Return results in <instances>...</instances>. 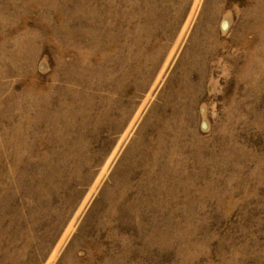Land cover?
I'll return each instance as SVG.
<instances>
[{
  "label": "rangeland",
  "instance_id": "1",
  "mask_svg": "<svg viewBox=\"0 0 264 264\" xmlns=\"http://www.w3.org/2000/svg\"><path fill=\"white\" fill-rule=\"evenodd\" d=\"M126 2L113 7L127 10ZM206 3L221 12L209 28L200 23ZM259 3L189 0L178 22V0H165L167 11L160 12L164 18L152 37L135 43L134 23L109 17L108 0H0V264L10 253L17 254L15 264H264V38L254 31L264 8ZM95 24L115 27L113 41L100 42L112 51L97 47L112 55L79 71L77 50H90ZM126 28L129 38L116 41L114 34ZM202 36L212 42L206 63L195 73L190 69L194 90L176 101L173 91L189 79L188 63L196 56L186 49L195 53L194 39ZM249 50L255 52L253 72L243 69ZM124 56L136 60L122 70ZM137 63L145 70L136 66L133 75L130 66ZM92 69V103H79L76 110L86 118H74L71 127L60 107L82 90L78 81ZM31 92L50 100L46 121L38 119V108L25 113ZM160 119L171 122L173 136L155 131ZM158 141L163 147L157 150ZM144 148L158 151L156 162L142 159ZM16 161L15 191L7 183ZM39 252L45 254L38 260Z\"/></svg>",
  "mask_w": 264,
  "mask_h": 264
},
{
  "label": "bare ground",
  "instance_id": "2",
  "mask_svg": "<svg viewBox=\"0 0 264 264\" xmlns=\"http://www.w3.org/2000/svg\"><path fill=\"white\" fill-rule=\"evenodd\" d=\"M43 1V0H42ZM96 1V0H95ZM114 1H117V0H108V7H110V8H108V11H106V13L109 15V17L110 16H114L115 18L116 17H120V18H123L122 20H124V26L126 25V26H128L127 25V23H128V17H129V20L132 22V23H134V28H135V31H133V33L135 34V36H134V41H135V43H136V41H138V40H143V39H150L152 36L150 35L151 33H152V30L154 29V27L155 28H158V26L160 25V22L162 21V19L164 18V16H162V14L163 13H165L166 11H167V9L165 8L166 6L163 4V3H165V0H129V3L128 2H126V3H128L129 5L127 6V10H124L123 8H121V10L118 8H114L113 6L115 5L114 4ZM121 1V0H120ZM188 1L189 0H178V13H177V15H176V18H175V20H178V22H180L181 21V19H182V17H183V13L185 12V9H186V4H188ZM258 2H260L259 4H258V6L261 4H264V0H258ZM132 5V7H131V5ZM131 8H133V10L131 9ZM164 8L166 9V10H164ZM94 11L95 12H97L98 13V11H99V8H95L94 9ZM162 14H161V13ZM157 13H159V15L161 16L160 18V20L158 21L157 20V18H159V17H157ZM63 13H61V16H63L62 15ZM220 14H221V12H220V7L218 6V5H213L212 7H210L209 6V4L208 3H206L205 5H204V7H203V9H202V13H201V21H200V23L202 24V26H203V28H209L210 27V25L213 23V22H215L218 18H219V16H220ZM82 15L84 16L85 14H83L82 13ZM50 17V16H49ZM49 17H47V18H49ZM81 17V16H80ZM63 18H64V16H63ZM119 18V19H120ZM258 18V19H257ZM95 19V18H94ZM118 19V18H117ZM118 19V20H119ZM255 19H257L256 20V22H254V31L258 34V36L259 37H262V38H264V33L261 31V27H262V25L264 24V8L261 10V14H260V17H256ZM48 20V19H47ZM13 21V20H12ZM15 21V20H14ZM51 21V20H50ZM57 21H59V20H57ZM104 21L105 22H110V23H114V20L112 19V20H105L104 19ZM116 21V20H115ZM119 22V21H118ZM118 22H116V24L118 23ZM177 22V23H178ZM45 23L47 24V23H49V22H46L45 21ZM58 23H60V22H58ZM50 24V23H49ZM66 24H68V23H66ZM122 24V23H121ZM60 25V24H59ZM62 25V24H61ZM175 25V24H174ZM65 26V25H64ZM63 26V27H64ZM69 26V25H68ZM130 26V25H129ZM57 27V26H56ZM93 28H92V34H94V39L92 40V44H91V48H90V50L89 51H87V52H85V51H83V50H81V48H79L77 51H78V56H77V70H79L80 71V69L83 67V66H87L88 64H89V62L91 63V61H93L92 59H101V58H104V61H105V57L107 56L108 57V60H107V62L109 61V59H110V55H112L111 53L109 54V56L105 53V51L103 50V52L102 51H99V49H97V47H99V48H106V49H110L111 50V47H109V46H107L106 44H105V46L104 47H102V45L103 44H100V42L101 41H103V42H105V43H110V37L112 36V32H113V28L115 29V27L112 25V26H110V24H108V25H106V27H105V29L104 30H102L101 29V26H98V24H95V25H93L92 26ZM62 28V27H61ZM67 28V27H66ZM42 29V28H41ZM49 29V28H48ZM53 29V28H52ZM43 30V29H42ZM41 30V31H42ZM58 30V29H57ZM88 30V29H87ZM119 31V30H118ZM209 31H210V29H209ZM38 32V31H37ZM44 32H46V30L44 31ZM48 32V31H47ZM129 32L130 31H128V28H126V30H124L120 35L119 34H117V35H115L114 34V36L117 38L116 39V41L117 40H120V39H122V38H129ZM154 32V31H153ZM196 33H198L197 31H195ZM211 32V31H210ZM209 32V33H210ZM43 33V32H42ZM132 33V32H131ZM86 34V33H85ZM51 35V34H50ZM53 35V34H52ZM55 35H57V34H55ZM53 36V40L54 41H56L55 39H54V37H56V36ZM44 36V35H43ZM85 36V35H84ZM87 36V35H86ZM141 36V37H140ZM23 37H25L24 35H23ZM36 37V36H35ZM90 37V36H89ZM130 37H132V36H130ZM154 37H155V35H154ZM153 37V38H154ZM241 37H242V32H241V36L239 37V39L237 38V41L238 42H241ZM43 38V37H42ZM51 38V37H50ZM120 38V39H119ZM26 39V38H25ZM39 38H37V40H38ZM43 39H45V38H43ZM61 39V38H60ZM104 39V40H103ZM21 40H23V39H21ZM21 40H19L18 42H20ZM35 40V39H34ZM47 40V39H46ZM62 40V39H61ZM65 40V39H64ZM195 40V43H194V47H195V53H192V52H189L187 49H186V53L187 54H193V55H196L195 57H194V60H192V64L190 65V61H189V63H188V67H190L189 68V70H188V72H187V74H188V76H189V73H190V69H193L192 71H194V73H195V70H197L198 69V67H201V68H203V64L204 63H206V61H205V59L207 58V56H206V53H205V48L208 46V45H210V44H212V42L209 40V38H207L206 36H202V37H199V38H195L194 39ZM25 40H23L21 43H23ZM52 41V40H51ZM111 41H113L112 40V37H111ZM115 41V42H116ZM131 41V40H130ZM28 42V41H27ZM33 42V41H32ZM58 42H60V41H58ZM65 42V41H64ZM91 42V41H90ZM147 42V41H146ZM150 42V41H149ZM39 43H41L40 41H39ZM102 43V42H101ZM141 43V42H140ZM15 44V43H14ZM29 44V43H28ZM42 44V43H41ZM64 44V46L66 47V45H65V43H63ZM67 44L69 45V43L67 42ZM113 44V43H112ZM116 44L117 43H115L114 45V47L116 48ZM143 44H145L144 42H143ZM30 45V44H29ZM32 45V44H31ZM35 45V44H34ZM51 45V44H50ZM54 45V44H53ZM133 45V44H132ZM137 45V44H136ZM15 46H17L16 44H15ZM33 46V45H32ZM60 46V45H59ZM78 46V45H77ZM119 46V45H118ZM143 46V45H142ZM1 47V46H0ZM31 46H29V48H30ZM38 47V46H37ZM56 47V46H55ZM135 47V46H134ZM133 47V48H134ZM27 48V50H28V45H26L25 43H24V45H23V49L25 50ZM32 48V47H31ZM57 48V47H56ZM78 48V47H77ZM145 48V47H144ZM17 49V48H16ZM20 49H22V48H20ZM34 49H35V46H34ZM63 49V48H62ZM113 49V48H112ZM130 49V48H129ZM128 49V50H129ZM136 49V48H135ZM141 49V48H140ZM18 50V49H17ZM57 50H60V49H57ZM100 50H102V49H100ZM118 50V49H117ZM116 50V51H117ZM144 50V49H143ZM160 50V49H159ZM161 50H162V48H161ZM31 51V50H30ZM37 51V50H36ZM64 51V50H63ZM107 51V50H106ZM112 51V50H111ZM122 51V50H121ZM133 51V50H132ZM147 51V50H146ZM23 52H25V51H23ZM27 52V51H26ZM40 52V51H39ZM113 52H114V50H113ZM148 52V51H147ZM146 52V53H147ZM164 52V51H163ZM28 53H30V52H28ZM35 53V52H34ZM59 53V52H58ZM134 53V52H133ZM132 53V54H133ZM138 53V52H137ZM150 53V52H149ZM21 54V53H20ZM39 54V53H38ZM57 54V53H56ZM61 54H62V52H61ZM127 54H128V52H127ZM132 54H130V55H132ZM145 53H143V55H144ZM159 54V53H158ZM30 55V54H29ZM37 55V54H36ZM135 55V54H134ZM133 55V56H134ZM141 55V54H140ZM254 55H255V52L254 51H252V50H249V52H248V60L246 61V66H245V68H243V69H245V70H247V71H249V72H251L252 71V69H251V67H253L252 65L255 63V58H254ZM62 56H63V54H62ZM113 56H114V54H113ZM122 56V55H121ZM142 56V55H141ZM148 56V55H147ZM154 56V55H153ZM156 56H157V54H156ZM26 57V56H25ZM35 57V56H34ZM120 57V56H119ZM127 57L128 56H124V57H122V59H119L120 60V66H121V68H122V70L124 69V67L126 68L127 67V65H128V62H129V60H130V62L131 63H134L133 61H135L136 60V58H130L129 57V60L127 59ZM139 57V56H138ZM152 57V56H151ZM32 58V57H31ZM60 58V57H59ZM91 58V59H90ZM118 58V57H117ZM155 58V57H154ZM16 59V58H15ZM22 59V58H21ZM142 59V58H141ZM147 59L149 60V61H151V62H153V61H155V60H152L151 58H150V56H148L147 57ZM159 59V58H158ZM11 60H12V58H11ZM20 60V59H19ZM25 60V59H24ZM34 60V59H33ZM32 59H31V61H33ZM91 60V61H90ZM116 60V59H115ZM14 61V60H13ZM30 61V60H29ZM94 61H96V60H94ZM103 61V60H102ZM18 62V61H17ZM16 62V63H17ZM28 62V61H27ZM35 62V61H34ZM118 62V61H117ZM116 62V63H117ZM139 62V61H138ZM144 62V61H143ZM29 63V62H28ZM60 64H61V62H59ZM59 63H58V65H59ZM101 63V62H100ZM99 63V64H100ZM104 63V62H103ZM111 63V62H110ZM109 63V64H110ZM145 63V62H144ZM156 63V62H155ZM6 64V63H5ZM25 64V63H24ZM63 64V63H62ZM95 64V63H94ZM151 64V63H150ZM114 65V64H113ZM135 66H130L132 69V72L134 73L133 75H135V73L137 72V68H136V66L137 67H139V70H140V66L142 65V72L145 70L144 69V67H143V64H141L140 65V63L138 64H134ZM13 66H15V65H13ZM18 66V65H17ZM27 66V65H26ZM28 66H30V65H28ZM74 66V65H73ZM97 66V65H96ZM102 66V65H101ZM111 66V65H110ZM145 66V65H144ZM151 66V65H150ZM153 66V65H152ZM151 66V67H152ZM155 66H158V65H155ZM12 67V66H11ZM62 67V66H61ZM90 67V66H89ZM93 67V69H94V67L95 66H92ZM30 68V67H29ZM72 68V67H71ZM99 68V67H98ZM105 68H106V66H105ZM146 68V67H145ZM85 69V68H84ZM83 69V70H84ZM89 69V68H88ZM88 70V73H81L82 74V76L80 77V79L81 80H79L78 82L79 83H81L80 85H82V90L81 91H73V93H74V95H73V97L71 98V100L69 101V102H65L64 101V103L62 104V106L60 107V110H62V112H60V111H58V112H60V117L61 116H64L65 117V119H66V121H67V118H69L68 120L70 121V124L72 123L71 122V120H74V118H75V122H77V118L79 117V120H80V118H82V117H80L83 113H82V111L81 110H83V109H78V110H76V107H78L79 106V103H81V104H84V105H90L91 103H92V97H91V90H90V86H89V83H93L94 82V79L96 78V74H97V72H95L94 70ZM100 69V68H99ZM98 69V70H99ZM101 69H103V68H101ZM129 69V68H128ZM144 69V70H143ZM155 69V68H154ZM71 70V69H70ZM104 70V69H103ZM148 70H152V69H148ZM69 71V70H68ZM74 71H76V70H74ZM102 71V70H101ZM125 71V70H124ZM130 71V70H129ZM150 71H148V72H150ZM21 72V71H20ZM70 72H72V71H70ZM84 72V71H83ZM113 72V71H112ZM127 72V71H126ZM131 72V73H132ZM155 72V71H154ZM200 72V71H199ZM253 72V71H252ZM26 73V72H25ZM67 73V72H66ZM77 73V72H76ZM75 73V74H76ZM109 73V72H108ZM125 73V72H124ZM151 73H153V72H151ZM18 74H21V73H19L18 72ZM28 74V73H27ZM74 74V75H75ZM80 74V75H81ZM127 74V73H126ZM251 74V73H250ZM79 75V74H78ZM77 75V76H78ZM102 75H103V73H102ZM108 75V74H107ZM117 75V74H116ZM124 75V74H123ZM153 75V74H152ZM22 76V75H21ZM98 76V75H97ZM109 76H110V74H109ZM113 76V75H112ZM111 76V77H112ZM137 76V75H136ZM144 76V75H143ZM23 77V76H22ZM26 77V76H25ZM79 77V76H78ZM99 77V76H98ZM97 77V78H98ZM116 76H114V78H115ZM125 77V76H124ZM128 77V76H127ZM140 77H142L141 76V74H140ZM205 77V76H204ZM130 78H131V76H130ZM134 78V77H133ZM148 78V77H147ZM152 78V77H151ZM76 79V78H75ZM74 79V80H75ZM103 79V78H102ZM127 79V78H126ZM145 79V78H144ZM119 80V79H118ZM125 80V79H124ZM148 80V79H147ZM123 81V80H122ZM122 81H120L119 80V83L122 85V84H124V83H122ZM149 81V80H148ZM192 81V80H191ZM190 81V76H189V79H187V80H184V83H183V85L181 86V84L179 85V87L175 90V91H173V94H172V97H173V99H175L176 101H178V100H180V99H183V98H185L187 95H188V93H189V95H190V93L194 90V85H192V82ZM102 82H103V80H102ZM108 81H106V83H107ZM130 82V81H129ZM78 83V84H79ZM99 83V82H98ZM97 83V84H98ZM101 83V82H100ZM105 83V82H104ZM111 83V82H110ZM114 83V82H113ZM115 83H116V81H115ZM118 83V82H117ZM116 83V84H117ZM94 84V83H93ZM112 84V83H111ZM126 84V83H125ZM130 84V83H129ZM142 84V83H141ZM27 85V84H26ZM101 85V84H100ZM107 85H109V84H107ZM120 85V86H121ZM131 85V84H130ZM132 85H133V83H132ZM143 85V84H142ZM85 86V87H84ZM119 86V85H118ZM147 86V85H146ZM146 86H145V88H146ZM29 87L30 88H32L33 87V89H35V86L34 85H29ZM90 87V88H89ZM93 87V86H92ZM98 87V86H97ZM106 87H108V86H106ZM112 87V86H111ZM113 87H115V86H113ZM134 87V86H133ZM136 87H138V86H136L135 85V88ZM177 87V86H176ZM128 88V87H127ZM125 89V88H124ZM137 89V88H136ZM135 89V90H136ZM30 90V89H29ZM97 90V89H96ZM113 90V89H112ZM117 90V89H116ZM115 90V91H116ZM121 90V89H120ZM143 90V89H142ZM31 91H33V90H31ZM108 91V90H107ZM124 91V90H123ZM126 91V90H125ZM93 92V91H92ZM97 92V91H96ZM114 92V91H113ZM122 92V91H121ZM195 92V91H194ZM32 93V92H31ZM120 93V92H119ZM119 93H117V94H119ZM96 94V93H95ZM98 94V93H97ZM96 94V95H97ZM114 94H116V93H114ZM42 94L41 93H32V94H28V95H26L25 96V98L26 99H28V101H29V103L31 104V106L29 107V108H26V109H24V110H26L25 111V113L27 112V115L29 114V112L32 110V109H34V108H38V110L40 111V110H42L43 111V113H42V115L39 117V116H37L38 117V119L39 120H44V121H46L47 120V115L45 114L46 112H45V110H46V106L47 105H50L49 103H50V100L46 97V98H39L40 96H41ZM94 95V94H93ZM108 95V94H107ZM120 95V94H119ZM124 95V94H123ZM194 95V94H193ZM95 96V95H94ZM114 96V95H113ZM106 97V96H105ZM111 97V96H110ZM108 99H109V96H108ZM116 99V98H115ZM118 99H119V97H118ZM106 100H107V98H106ZM111 100V99H110ZM114 100V99H113ZM184 100V99H183ZM185 100H187V99H185ZM116 101H118V100H116ZM174 101V100H173ZM191 101V100H190ZM107 102V101H106ZM108 102H109V100H108ZM121 102V101H120ZM123 102V101H122ZM129 103V102H128ZM174 103H176L175 101H174ZM179 103V102H178ZM193 103V102H192ZM112 104V103H111ZM185 104V103H184ZM191 104V103H190ZM95 105V104H94ZM115 105H116V103H115ZM118 105V104H117ZM116 105V106H117ZM128 105V104H127ZM174 105V104H173ZM83 106V105H82ZM114 106V105H113ZM122 106V105H121ZM133 106V105H132ZM136 106V105H135ZM49 107V106H48ZM84 107V106H83ZM91 107H93L92 105H91ZM120 107V106H119ZM130 107V106H129ZM175 107V106H174ZM176 107H179V106H176ZM42 108H45L44 110L42 109ZM82 108V107H81ZM86 108H87V106H86ZM89 108V107H88ZM105 108H106V106H105ZM111 108V107H110ZM116 108V107H115ZM117 108H118V106H117ZM121 108V107H120ZM128 108V107H127ZM165 108H167V107H165ZM181 108H182V106H181ZM91 109V108H90ZM114 109V108H113ZM125 109V108H124ZM170 109V108H169ZM172 109H173V107H172ZM128 110V109H127ZM175 110H178V108H175ZM38 111V112H39ZM41 111V112H42ZM124 111V110H123ZM131 111H132V109H131ZM173 111L174 110H172V113H173ZM180 111V110H179ZM182 111V110H181ZM180 111V112H181ZM40 112V113H41ZM107 112V111H106ZM110 112V111H109ZM132 112H134V111H132ZM152 112V111H151ZM164 111H162V113H163ZM183 112V111H182ZM55 113H57V112H55ZM90 113V112H89ZM114 113V112H113ZM125 113V112H124ZM176 113V112H175ZM88 114V113H87ZM111 114V113H110ZM116 114V113H115ZM174 114V113H173ZM181 114V113H180ZM36 115L37 114H35V117H36ZM39 115V114H38ZM89 115V114H88ZM161 115V114H160ZM52 116V115H51ZM56 116V115H55ZM83 117H84V114L82 115ZM104 116H105V114H104ZM106 116H107V114H106ZM112 115H110V117H111ZM126 116V115H125ZM124 116V117H125ZM174 116V115H173ZM52 117H54V115L52 116ZM89 117V116H88ZM108 117V116H107ZM127 117V116H126ZM177 117V116H176ZM50 118V117H49ZM85 118L86 117H84L83 119L85 120ZM94 118V117H93ZM105 118V117H104ZM109 118V117H108ZM128 118H130V116L128 117ZM171 118V117H170ZM174 118V117H173ZM51 119V118H50ZM64 119V118H63ZM83 119H81L80 120V122H84L83 121ZM88 119V118H87ZM96 119H98V118H96ZM106 119V118H105ZM179 119V118H178ZM33 120V119H32ZM53 120H55V119H53ZM99 120V119H98ZM110 120V119H109ZM114 120V119H113ZM112 120V121H113ZM161 120V119H160ZM177 120V119H176ZM57 121H59V120H57ZM61 121V120H60ZM94 121V120H93ZM122 121V120H121ZM120 121V122H121ZM165 122H163V120H161V121H156L157 123L155 124V125H153L154 126V129H155V131L157 130V132L160 134L159 136H161L162 138H164V136L165 135H167V136H173L174 134H175V132L174 131H172L173 130V128L174 127H172V124H171V122L168 120V119H166V120H164ZM174 121H175V119H174ZM48 122V121H47ZM86 122V121H85ZM151 122V121H150ZM155 122V121H154ZM162 122V123H161ZM74 123V122H73ZM122 123V122H121ZM125 123V122H124ZM127 123V122H126ZM146 123H148V121H146ZM58 124V123H57ZM61 124V123H60ZM66 124H68V123H66ZM85 124V123H84ZM107 124V123H106ZM119 124V123H118ZM75 125H76V123H75ZM81 125H83V124H81ZM80 125V126H81ZM147 124H145V126H146ZM177 125V124H176ZM57 126V125H56ZM122 126V125H121ZM144 126V125H143ZM71 127H72V124H71ZM71 127H69L70 129H71ZM82 127V126H81ZM83 127H85V126H83ZM142 127V126H141ZM147 127V126H146ZM59 128V127H58ZM58 128H56V130L58 131ZM65 128H67V127H65ZM78 128V127H77ZM114 128V127H113ZM118 128V127H117ZM150 128V127H149ZM72 130V129H71ZM145 130V129H144ZM69 131V130H68ZM154 131V130H153ZM181 133V132H180ZM171 138V137H170ZM183 138V137H182ZM157 139V138H156ZM140 141V140H139ZM169 141H170V139H169ZM162 141H158V144H159V146H156L157 147V150H158V148L163 144V143H161ZM172 142V141H171ZM179 142H181V141H179ZM161 143V144H160ZM170 143V142H169ZM176 143V142H175ZM182 144V143H181ZM151 146V145H150ZM169 146H171V145H169ZM176 146V145H175ZM183 146H184V144H183ZM155 147V148H156ZM162 147H163V145H162ZM132 148H133V146H132ZM177 148V147H176ZM181 147H179V149H180ZM184 148V147H183ZM182 148V149H183ZM162 149V148H161ZM166 149V148H165ZM165 149H162V150H165ZM133 149H131V152H130V154H133V152L134 151H132ZM144 150V152L141 154V156H142V159H145V161L147 160L148 162H151L150 164H152V163H154V162H156V156H157V154H158V151H156L155 153H153V152H150V151H148V148H144L143 149ZM150 150V149H149ZM171 150V149H170ZM154 151V150H153ZM167 151V150H166ZM142 152V151H141ZM140 152V153H141ZM164 152V151H163ZM162 151H161V154L163 153ZM160 153V152H159ZM180 153V152H179ZM154 154V155H153ZM175 154H177V153H175ZM164 155V154H163ZM161 156V155H160ZM127 157V156H126ZM158 157V156H157ZM174 157V156H173ZM172 158V157H171ZM141 159V160H142ZM159 159V158H158ZM157 159V160H158ZM161 159V158H160ZM173 160H175V159H173ZM168 161V160H167ZM17 163L14 165V168H11L10 170H9V175H12V178H11V180L7 183V185L8 186H10L11 188H14L15 189V191H16V189H17V185H18V182L20 181V177L19 176H17L16 175V169H17V166H18V161H16ZM163 162V161H162ZM157 164V163H156ZM150 166H152V165H150ZM165 166V165H164ZM146 167V166H145ZM155 167V166H154ZM158 167V166H157ZM14 169V170H13ZM145 169V168H144ZM60 170V169H59ZM142 170V169H141ZM147 170V169H146ZM153 170H154V168H153ZM143 171V170H142ZM150 171H152V170H150ZM156 171V170H155ZM41 173V172H40ZM44 173V172H43ZM42 173V174H43ZM157 173V172H156ZM3 173H1L0 172V176L2 175ZM152 175V174H151ZM162 175V174H161ZM161 175H159V176H161ZM158 177V176H157ZM10 178V177H9ZM151 179V178H150ZM39 184H41V181H40V183ZM40 187V186H39ZM46 187V186H45ZM39 189H42L41 187L39 188ZM43 190V189H42ZM40 191V190H39ZM59 224V225H58ZM28 226V225H27ZM57 229L59 228V230H60V219H59V223H57ZM38 228V227H37ZM28 229V228H27ZM27 229H25L26 231H27V233H29V234H31L32 232L34 233V231H32V230H30V228L27 230ZM3 233V232H2ZM5 233V232H4ZM48 237V236H47ZM49 238V237H48ZM53 239V238H52ZM38 240V239H37ZM51 242H53V241H51ZM52 244V243H51ZM51 244H50V246H51ZM34 245V244H33ZM31 246H32V244L28 241L27 242V244H26V250L25 251H27L28 249H30L31 248ZM47 246V245H46ZM9 247V246H8ZM43 247V246H42ZM41 248V247H40ZM40 250V249H39ZM24 251V252H25ZM42 252V251H41ZM41 252H39L38 253V260H39V258L41 257V255L44 253H42V254H40ZM45 254V253H44ZM17 259H18V257H17V254L16 253H10L9 254V257H7L5 260V262H4V264H15L16 262H17ZM41 259V258H40ZM36 260V259H35Z\"/></svg>",
  "mask_w": 264,
  "mask_h": 264
}]
</instances>
